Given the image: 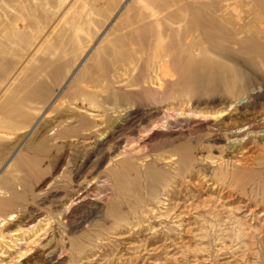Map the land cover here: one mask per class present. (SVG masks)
<instances>
[{
	"label": "rangeland",
	"instance_id": "1",
	"mask_svg": "<svg viewBox=\"0 0 264 264\" xmlns=\"http://www.w3.org/2000/svg\"><path fill=\"white\" fill-rule=\"evenodd\" d=\"M0 264H264V0H0Z\"/></svg>",
	"mask_w": 264,
	"mask_h": 264
}]
</instances>
